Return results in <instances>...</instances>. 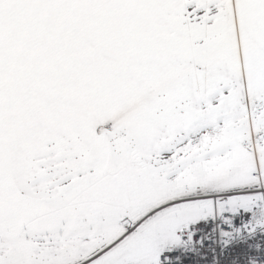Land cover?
I'll use <instances>...</instances> for the list:
<instances>
[{
  "label": "snow or ice",
  "instance_id": "6c2138e0",
  "mask_svg": "<svg viewBox=\"0 0 264 264\" xmlns=\"http://www.w3.org/2000/svg\"><path fill=\"white\" fill-rule=\"evenodd\" d=\"M0 264H264V0H0Z\"/></svg>",
  "mask_w": 264,
  "mask_h": 264
}]
</instances>
